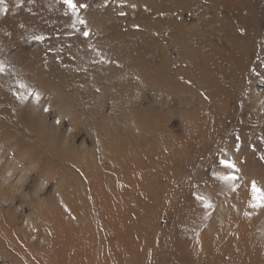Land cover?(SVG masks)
I'll return each mask as SVG.
<instances>
[{"label": "rangeland", "instance_id": "1", "mask_svg": "<svg viewBox=\"0 0 264 264\" xmlns=\"http://www.w3.org/2000/svg\"><path fill=\"white\" fill-rule=\"evenodd\" d=\"M72 3L0 0V264H264V0ZM54 132L101 172L143 139L182 159L114 236Z\"/></svg>", "mask_w": 264, "mask_h": 264}, {"label": "bare ground", "instance_id": "2", "mask_svg": "<svg viewBox=\"0 0 264 264\" xmlns=\"http://www.w3.org/2000/svg\"><path fill=\"white\" fill-rule=\"evenodd\" d=\"M26 108L29 111H32L33 108H35V107H34V105L31 104V105L26 106ZM166 117H167V115H166ZM122 132L125 133L126 131L122 130ZM50 138H51L50 141H52V143H55V147H53V149H51V151H53V153L57 156H60V157L62 156L64 158L67 157V159L70 161L71 164L76 165V170H78L82 175H85L88 182H89V185L87 187L88 189H85V185H83L81 188L78 185L79 193H78V195L74 201H70L73 204H76V202H81L82 208H78L79 210H77L76 212L84 215L85 217H90L92 213H96L100 219L99 220V224H100L99 227H101V229L104 231H108L107 233H109L110 235L114 234V236H115V234L119 233L120 230H124V229L128 228V225H127L128 222L126 223L124 220H122V218L124 219V217H126V215L129 213V204H130V206L133 205V199H137V198H139L145 194L147 195V193L144 191V189H146L150 185V183L152 181L151 178L156 174V172L163 173L164 171H166L168 160L172 159L174 162H177V161H180L182 159L181 153L175 152L174 155H170V154H168L169 152L166 153V151L164 152L163 150L159 151V153L157 154L158 156H154V158H152V155H151V157L148 158V156H150V154H151L152 147L154 146V141L152 139H151L150 144H148L145 139H143L140 142L136 141V143L131 142L128 144V147L134 148L137 151H139L140 156L142 157L141 159H139L138 157H137V159H134V158L126 159L119 152H116V155H112L110 153L108 155L107 154L102 155L103 167L108 168V169H103L102 172H105V173L110 172V174H112V176H111L112 181H110V183H109V182H107L108 180L104 178V175L101 172V170L98 171L94 168H86V167L82 166V164H80L81 162H79L78 159L75 157V155H77L78 152L76 150L72 149L71 145L66 146V151H65L66 154L64 155V152H62L60 150V145L63 144V138H64L62 133L54 132ZM131 144H133V145H131ZM71 158L74 162L71 160ZM160 158L163 160L165 159V161H163L161 168L159 170H157V169L152 170V171H151V169L146 170L147 168H151L153 166L156 167L157 165L155 163H157V159L159 160ZM68 160H67V162H68ZM76 183H77V181H76ZM64 190H67V189H64ZM61 198H62V196H61ZM89 198H91L90 201H88ZM51 202L53 204V207L40 206L38 208V218L42 221L43 225H46L45 219L47 216H54V215L58 214L60 211L59 205H61L62 201L61 200L59 201V199L57 198V199H53ZM131 208L132 207H130V212L132 211ZM63 215L66 216L65 211L63 212ZM51 219H53V221H54V218H51ZM48 224H49V221H48ZM53 224H55V221ZM53 224H52V226H53ZM55 228H58V226ZM130 228L134 229L133 225L130 226ZM62 229H64V228H62ZM62 233L63 232L61 231V234ZM58 235H59V233H58ZM104 237H105V235H104ZM53 238H54V236H53ZM100 240L103 242L102 239H100ZM78 243H79V241H78ZM91 245L93 247V244H91ZM106 245H108V244H106ZM89 246L90 245H88V247ZM61 248H63V247H61ZM201 248L204 249L203 247H201ZM25 253H27V251H25ZM74 253H75V251H74ZM33 255H35V254H33ZM65 259H66V257H65ZM70 259H71V257H70ZM32 260H34V259H32ZM48 261H49V259H48ZM37 262H40V261H37ZM34 263H35V261H34ZM82 263H83V261H82ZM119 263H120V261H119Z\"/></svg>", "mask_w": 264, "mask_h": 264}, {"label": "snow or ice", "instance_id": "3", "mask_svg": "<svg viewBox=\"0 0 264 264\" xmlns=\"http://www.w3.org/2000/svg\"><path fill=\"white\" fill-rule=\"evenodd\" d=\"M65 2L68 3L70 7H75V6H76V5H74V4L72 3V0H65ZM253 190H254V191H258L257 189H255V186H253Z\"/></svg>", "mask_w": 264, "mask_h": 264}]
</instances>
